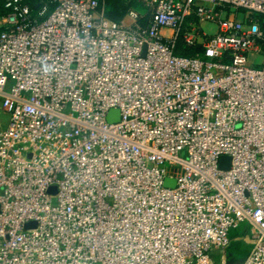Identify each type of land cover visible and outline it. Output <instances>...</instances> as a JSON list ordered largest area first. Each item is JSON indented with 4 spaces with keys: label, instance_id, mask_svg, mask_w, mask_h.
<instances>
[{
    "label": "built area",
    "instance_id": "built-area-1",
    "mask_svg": "<svg viewBox=\"0 0 264 264\" xmlns=\"http://www.w3.org/2000/svg\"><path fill=\"white\" fill-rule=\"evenodd\" d=\"M136 1L0 0V264H264V0Z\"/></svg>",
    "mask_w": 264,
    "mask_h": 264
},
{
    "label": "rangeland",
    "instance_id": "rangeland-1",
    "mask_svg": "<svg viewBox=\"0 0 264 264\" xmlns=\"http://www.w3.org/2000/svg\"><path fill=\"white\" fill-rule=\"evenodd\" d=\"M124 1L126 5H130V7L132 6V8H135L139 13H141L142 16L145 14L144 8L136 0H124ZM126 14L119 19V22H124L126 20L125 19ZM3 25H4L3 19L2 17H0V28H3ZM201 28L208 35H213L216 33V27H214L211 24L202 23ZM250 61L251 62L255 61V58L251 57ZM8 118H9L8 115L0 107V129H4V127L8 122ZM249 248H250V244H249L248 233L246 231L243 232L237 231L234 234V241L231 243L230 247L225 250V253L224 252L216 253L214 255H211V257L213 258L216 264H219L221 262V258L222 257L224 258L225 255V259L229 261L228 262L229 264H237L240 261L241 256L244 253L248 252Z\"/></svg>",
    "mask_w": 264,
    "mask_h": 264
},
{
    "label": "trees",
    "instance_id": "trees-1",
    "mask_svg": "<svg viewBox=\"0 0 264 264\" xmlns=\"http://www.w3.org/2000/svg\"><path fill=\"white\" fill-rule=\"evenodd\" d=\"M130 10L137 11L135 8H132V6L130 7V5H126L124 0H104L105 17L113 22H119V19L123 15L128 13ZM7 12L8 10L3 6V4H0V17H4L7 14ZM1 31H2V28H0V33ZM174 53L175 55L186 56V57L195 56V55L200 56L202 54V49L200 48V46H197L194 48H188V47H185L180 41H178L176 44ZM237 231L243 232L245 231V228L240 227L239 229L235 230L231 234V243L234 241V234ZM245 255L246 253H244L241 256L240 261L238 263H240L244 259ZM226 262L228 263L229 261L226 260Z\"/></svg>",
    "mask_w": 264,
    "mask_h": 264
},
{
    "label": "water",
    "instance_id": "water-1",
    "mask_svg": "<svg viewBox=\"0 0 264 264\" xmlns=\"http://www.w3.org/2000/svg\"><path fill=\"white\" fill-rule=\"evenodd\" d=\"M262 28L264 29V21L262 23ZM106 121L108 123L114 124L119 121V112L118 110H110L106 116ZM230 167V159L228 157H222L219 161V169L226 171ZM166 188H174L175 180L167 178L164 182ZM54 188H50L49 192H53ZM32 226V224H27L26 227Z\"/></svg>",
    "mask_w": 264,
    "mask_h": 264
}]
</instances>
